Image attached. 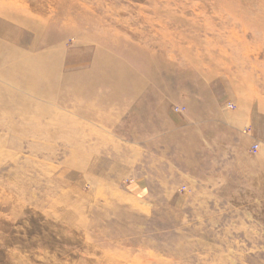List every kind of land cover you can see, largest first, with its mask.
<instances>
[{"label": "rangeland", "instance_id": "374dc122", "mask_svg": "<svg viewBox=\"0 0 264 264\" xmlns=\"http://www.w3.org/2000/svg\"><path fill=\"white\" fill-rule=\"evenodd\" d=\"M74 5L59 14L61 21L70 11L69 27L52 29L74 27L57 42L69 52L86 40L80 31H91L82 4ZM101 21H91L93 32L109 30ZM11 28L0 17V37ZM154 33L146 28L145 38L158 49ZM116 42L126 90L97 86L89 58L84 71L95 77L78 87L77 71H64L61 60L26 107L47 102L25 115L0 103V264H264V113L240 88L252 85L263 102L261 68H248L252 80L234 90L224 77L236 73L208 80L194 68L149 80L137 74L143 59L127 45L140 48ZM252 52L247 67L263 60ZM201 63L208 71V60ZM139 76L147 80L138 92ZM5 77L19 83L16 97H29L19 75ZM142 176L152 190L138 188Z\"/></svg>", "mask_w": 264, "mask_h": 264}, {"label": "bare ground", "instance_id": "6f19581e", "mask_svg": "<svg viewBox=\"0 0 264 264\" xmlns=\"http://www.w3.org/2000/svg\"><path fill=\"white\" fill-rule=\"evenodd\" d=\"M74 4H82V22L90 25L91 31H80L86 40L69 52L58 43H63L68 34L74 33V27L56 34H53L52 29L60 23L69 27L67 21L71 19L70 11L68 17L61 21L59 14L65 8L78 9ZM0 17L12 26L10 34L0 37V103L7 110L9 106H18L17 112L21 115H25L32 106L48 101V97L43 96L42 101L26 107L36 97L33 89L40 85L46 86L51 70L61 65L62 61L68 63L62 68L64 71H77L78 87L87 79L85 77H95L93 72L89 74L84 71L86 67L82 60L89 58L87 61L92 70L96 68L97 86H104L107 92L113 89L126 90L128 81L121 78L124 73L119 71L122 63L113 61L121 52L116 40L123 38L135 43L140 48L138 50L144 52L140 53L131 43L127 45L143 59L144 66L137 67V74L143 73L149 80L164 75L171 81L175 79V73L188 75L191 68H194L204 73L208 80L222 76V72L236 73L240 78L231 80L224 77L227 86L234 90L242 81L252 80L254 74L248 68L255 72L261 68L264 78V0H88L81 3L76 0H0ZM85 17L93 21L102 19L101 25L109 26L114 34L109 30L93 32L94 23L85 20ZM168 24L174 28L168 27ZM154 25L160 28L155 29ZM179 27L193 29V35L179 30ZM146 28L154 29V35L161 38L158 49L149 47L145 38ZM128 30L132 32L131 35ZM42 32L44 36H41ZM248 33H251L256 43L255 47L259 50L257 53L250 51ZM42 37L45 39L40 43ZM175 38L179 43L186 42L187 45L176 44L172 41ZM216 52L219 53V59L215 56ZM251 52L263 60L247 67ZM205 60L210 64L207 66L208 71L202 67L201 62ZM126 71L130 76L135 73L132 68ZM7 73L11 76L19 75L27 84L25 91L28 98L16 97L14 90H20L21 87L12 79L7 80ZM141 76L138 77V92L147 80ZM134 87L137 88L136 84ZM240 88L248 90L250 99L258 101L259 109L264 113V100L261 102L258 99L261 97H255L253 86L242 82ZM101 99L110 100L105 96H101ZM109 260L112 261L110 264L117 263Z\"/></svg>", "mask_w": 264, "mask_h": 264}, {"label": "crops", "instance_id": "0c3cea01", "mask_svg": "<svg viewBox=\"0 0 264 264\" xmlns=\"http://www.w3.org/2000/svg\"><path fill=\"white\" fill-rule=\"evenodd\" d=\"M149 179V178H148ZM142 176L140 186L138 188L143 192L144 190H152V187L149 186V180Z\"/></svg>", "mask_w": 264, "mask_h": 264}, {"label": "built area", "instance_id": "2783aa9c", "mask_svg": "<svg viewBox=\"0 0 264 264\" xmlns=\"http://www.w3.org/2000/svg\"><path fill=\"white\" fill-rule=\"evenodd\" d=\"M229 107L231 108V107H233V105H232V104H229ZM177 111H179V109H177ZM257 148H258V146L255 145V146H254V149H257Z\"/></svg>", "mask_w": 264, "mask_h": 264}]
</instances>
